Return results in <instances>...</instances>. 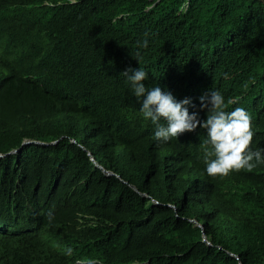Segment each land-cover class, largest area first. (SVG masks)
Segmentation results:
<instances>
[{"label":"trees","instance_id":"16d2710c","mask_svg":"<svg viewBox=\"0 0 264 264\" xmlns=\"http://www.w3.org/2000/svg\"><path fill=\"white\" fill-rule=\"evenodd\" d=\"M0 42V264H264V164L209 177L206 130L155 140L122 75L202 120L219 91L264 149V0H0Z\"/></svg>","mask_w":264,"mask_h":264},{"label":"clouds","instance_id":"9594fccd","mask_svg":"<svg viewBox=\"0 0 264 264\" xmlns=\"http://www.w3.org/2000/svg\"><path fill=\"white\" fill-rule=\"evenodd\" d=\"M75 1L71 0V2ZM138 44L147 48L148 41L144 40L142 44L141 42ZM137 55L139 56V53ZM122 75L130 82L135 97H143L141 106L136 105V108L149 124L155 140L167 142L183 133L194 132L198 127L206 130L207 139L204 143L212 146V151L205 155L206 173L209 177H226L234 171L239 172L244 169L251 171L258 165L264 164V156H262L264 149L255 151L251 149L254 131L250 114L241 107H236L230 112L226 111L225 98L219 91L209 89L199 97L201 110L207 111L206 119L202 120L199 113L189 112L188 106L192 104L190 98L178 101L170 91H164L158 86L147 88L144 81L148 78V74L142 68H128L122 72ZM235 103H237L235 99L227 101V104ZM24 143L23 146L27 145ZM213 156L214 159H210ZM93 161L97 163L95 159ZM100 167L103 169L102 166ZM104 172L112 174L107 170ZM133 187L138 190L136 186ZM68 254L71 255V249L68 250ZM78 263L81 264L82 261ZM88 264H97V262L93 260Z\"/></svg>","mask_w":264,"mask_h":264},{"label":"water","instance_id":"95a60500","mask_svg":"<svg viewBox=\"0 0 264 264\" xmlns=\"http://www.w3.org/2000/svg\"><path fill=\"white\" fill-rule=\"evenodd\" d=\"M30 142H34V143H38L37 141H29V142H25L24 144H29ZM41 143V142H39ZM44 144V143H43ZM94 160V159H93ZM97 164V163H96ZM98 165V164H97ZM103 171H106L104 168H103ZM203 236H204V240L208 242L207 240V237H206V234L205 232H203ZM210 244V242H208ZM241 264V263H240Z\"/></svg>","mask_w":264,"mask_h":264},{"label":"bare ground","instance_id":"6f19581e","mask_svg":"<svg viewBox=\"0 0 264 264\" xmlns=\"http://www.w3.org/2000/svg\"><path fill=\"white\" fill-rule=\"evenodd\" d=\"M216 47H217V46H216ZM217 49H218V47H217ZM217 49H216V50H217ZM257 82H259V81H257ZM38 227H39V226H38ZM38 227L36 226L35 229H32V228H30V227H29L30 229H23V230L19 229V230H16V232H18V231H20V230H21V231H30V232H31V231H35L36 229H39L38 231H40V228H38ZM62 228H63V227H62ZM53 241H54V240H53Z\"/></svg>","mask_w":264,"mask_h":264}]
</instances>
